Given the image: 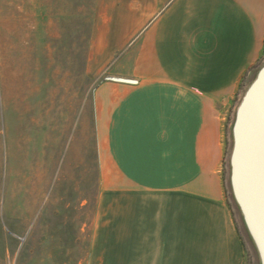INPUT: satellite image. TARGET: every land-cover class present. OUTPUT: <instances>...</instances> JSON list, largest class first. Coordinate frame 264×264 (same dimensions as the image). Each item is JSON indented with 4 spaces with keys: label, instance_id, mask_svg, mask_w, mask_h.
Returning <instances> with one entry per match:
<instances>
[{
    "label": "crops",
    "instance_id": "0c3cea01",
    "mask_svg": "<svg viewBox=\"0 0 264 264\" xmlns=\"http://www.w3.org/2000/svg\"><path fill=\"white\" fill-rule=\"evenodd\" d=\"M89 65L99 192L86 264H247L225 123L264 48V0H107ZM116 13V20L112 14ZM126 60L128 65L121 63Z\"/></svg>",
    "mask_w": 264,
    "mask_h": 264
},
{
    "label": "rangeland",
    "instance_id": "374dc122",
    "mask_svg": "<svg viewBox=\"0 0 264 264\" xmlns=\"http://www.w3.org/2000/svg\"><path fill=\"white\" fill-rule=\"evenodd\" d=\"M105 1L0 0V264H86L99 192L93 94L104 77H115L107 69L96 74L88 62L95 24L114 11ZM263 64L264 48L225 123L223 179L247 264L257 261L230 191V132ZM245 107L235 131L233 184L264 264L259 177L239 157Z\"/></svg>",
    "mask_w": 264,
    "mask_h": 264
},
{
    "label": "bare ground",
    "instance_id": "6f19581e",
    "mask_svg": "<svg viewBox=\"0 0 264 264\" xmlns=\"http://www.w3.org/2000/svg\"><path fill=\"white\" fill-rule=\"evenodd\" d=\"M243 115L239 157L243 167L252 165L255 169L253 173L260 182V201L264 203V79L252 94Z\"/></svg>",
    "mask_w": 264,
    "mask_h": 264
},
{
    "label": "water",
    "instance_id": "95a60500",
    "mask_svg": "<svg viewBox=\"0 0 264 264\" xmlns=\"http://www.w3.org/2000/svg\"><path fill=\"white\" fill-rule=\"evenodd\" d=\"M263 75H264V64L256 72L253 81L251 82V84L246 89L245 93L243 94L242 99L240 100L238 106L235 109L234 119H233V123L231 125V132H230L232 146H231V153H230L229 162H228V165H229V185H230L231 195H232L233 201L235 203V206L237 208V211L239 213L242 226H243L244 230H247V232L249 234L250 238L249 237H247V238H249L248 240L251 241L250 244L252 246V249L254 248L256 250V252L258 253L257 254V256H258L257 264H261L260 254H259L258 248L256 246V243H255V241H254V239H253V237H252V235H251V233L249 231V228H248L247 223L245 221L244 214L242 212L241 206H240V204H239V202L237 200V197H236V194H235V190H234V184H233V155H234V149H235V131H236V127H237V124H238L239 115H241L248 98L250 97V95L252 94L254 89L257 87V85L260 83L261 79L263 78ZM108 79L109 80H113V81H120V82H133L131 80L120 79V78H108Z\"/></svg>",
    "mask_w": 264,
    "mask_h": 264
},
{
    "label": "flooded vegetation",
    "instance_id": "af4514ba",
    "mask_svg": "<svg viewBox=\"0 0 264 264\" xmlns=\"http://www.w3.org/2000/svg\"><path fill=\"white\" fill-rule=\"evenodd\" d=\"M244 231H245V233H246V236L249 237V234H248L247 230H244ZM249 238H250V237H249ZM249 238H248V239H249ZM249 243H251L250 240H249ZM253 249H254V248H253ZM253 252H254V254H255V258H256V261H257V260H258V256H257L258 253L256 252L255 249L253 250Z\"/></svg>",
    "mask_w": 264,
    "mask_h": 264
}]
</instances>
